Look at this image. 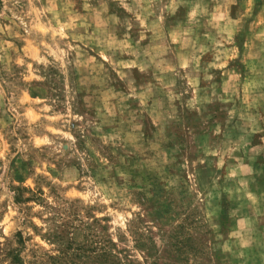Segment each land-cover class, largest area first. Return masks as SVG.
<instances>
[{
  "label": "rangeland",
  "instance_id": "obj_1",
  "mask_svg": "<svg viewBox=\"0 0 264 264\" xmlns=\"http://www.w3.org/2000/svg\"><path fill=\"white\" fill-rule=\"evenodd\" d=\"M0 264H264V0H0Z\"/></svg>",
  "mask_w": 264,
  "mask_h": 264
}]
</instances>
